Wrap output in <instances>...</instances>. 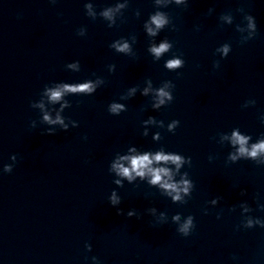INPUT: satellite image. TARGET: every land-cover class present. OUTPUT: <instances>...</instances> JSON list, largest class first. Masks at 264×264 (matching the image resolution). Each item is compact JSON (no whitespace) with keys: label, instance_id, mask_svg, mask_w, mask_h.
Segmentation results:
<instances>
[{"label":"water","instance_id":"95a60500","mask_svg":"<svg viewBox=\"0 0 264 264\" xmlns=\"http://www.w3.org/2000/svg\"><path fill=\"white\" fill-rule=\"evenodd\" d=\"M125 0H0V155ZM90 6V7H89ZM111 10V16L103 13Z\"/></svg>","mask_w":264,"mask_h":264},{"label":"clouds","instance_id":"9594fccd","mask_svg":"<svg viewBox=\"0 0 264 264\" xmlns=\"http://www.w3.org/2000/svg\"><path fill=\"white\" fill-rule=\"evenodd\" d=\"M183 0H176L177 4L182 3ZM90 7V6H89ZM239 10L243 11V8H240ZM105 17L111 16V10L105 11L103 13ZM248 19V28L250 29V36L246 38V40L253 39L257 34V25L254 17L252 15H249L247 17ZM231 22V21H229ZM151 23L156 26V29H160L163 27L167 20L165 19L164 15L157 13L153 16H151ZM147 27V26H146ZM147 31L150 35H155L156 31L152 27H147ZM246 43V42H242ZM117 51L119 52H128L129 45L127 42L121 43L117 41L114 45H112ZM172 47L171 44H169L167 41L160 43L159 46L153 45L150 48L151 53L159 59L161 55ZM229 46L225 44L221 49H218L223 56L227 57L229 53ZM182 55V54H181ZM185 61L180 58H172L166 61V67L169 70H175L180 67H184ZM71 68H76V64H70L68 65ZM214 68L219 67V62H214L213 65ZM179 75V74H178ZM174 86V85H173ZM167 87V85H166ZM96 91V84L92 83L91 81L87 83L82 84H75V85H69V84H63L62 86H57L56 88H50L48 89V95L52 101H59L62 96L65 93L72 92V93H83L86 95L93 94ZM132 91H135L133 89ZM147 89L145 90V94L147 93ZM159 99V104H163L165 102L164 98H167L168 100H172L173 97L170 95L168 91H166L164 88H161L157 92ZM157 107L159 105H156ZM123 105L118 103H113L110 106V112L111 113H120L123 109ZM46 121H48L49 124H61L63 125L64 129H67V125L64 124L63 120L57 116L56 120H51L47 115L44 117ZM178 120H174L171 125H169V129H175L179 125ZM32 128H35L34 125H31ZM57 132L56 129L47 128L45 130L44 134L47 135H55ZM66 132V131H65ZM86 139V137H85ZM250 137L248 136H242L239 134V132H233L231 143L232 145L236 146L238 145L237 152L235 154H232L229 159L231 161H237L239 158H252L255 159L259 155L264 154V139L260 140L259 143L251 145V147H248V141ZM13 161L17 160V156H12ZM120 160L127 161L128 166L125 167L123 163L120 161H117L112 164V169L115 170V172L122 177H126L129 181L134 179L135 176L145 177L150 176L151 180L150 183L152 184H159L161 188L167 190L169 194L171 195L173 192L176 193V195H173V200H181L182 197L180 195L181 192L187 194L189 191V188L191 187L190 181L187 179H182L179 184L176 182H172V173L167 167H154L153 165L157 162H165V163H171L174 164L179 170L182 163H184V158L181 155H164L162 152H157L155 155H151L150 153H145L143 155H135V156H122L120 157ZM188 160L191 161V157H188ZM87 162V161H86ZM13 171V165H5L4 166V173H11ZM166 178V179H165ZM115 183L119 184L120 181L117 180ZM181 185L183 187L181 188ZM222 199V197H220ZM111 205H116L119 203V198L115 195V193L112 194L110 198ZM261 210H264V206L261 207ZM124 212L122 209H117V215H123ZM133 213H128L127 217H132ZM139 218V217H138ZM174 220L179 221L180 215L177 214L173 217ZM217 219H219V216H217ZM254 226H259L261 228H264V220L262 219H248L246 223V227L248 229L253 228ZM195 228L194 223V217L192 215H189L187 219L184 221V223L179 227L178 232L181 233L183 237H188L192 234L193 230ZM237 229H239L237 227ZM235 258V257H234ZM95 259V258H94Z\"/></svg>","mask_w":264,"mask_h":264}]
</instances>
